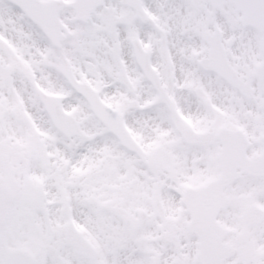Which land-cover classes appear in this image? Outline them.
<instances>
[{"label":"snow or ice","instance_id":"obj_1","mask_svg":"<svg viewBox=\"0 0 264 264\" xmlns=\"http://www.w3.org/2000/svg\"><path fill=\"white\" fill-rule=\"evenodd\" d=\"M0 264H264V0H0Z\"/></svg>","mask_w":264,"mask_h":264}]
</instances>
